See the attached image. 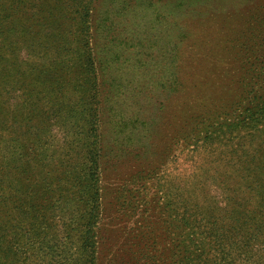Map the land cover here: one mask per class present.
Here are the masks:
<instances>
[{"label": "rangeland", "instance_id": "1", "mask_svg": "<svg viewBox=\"0 0 264 264\" xmlns=\"http://www.w3.org/2000/svg\"><path fill=\"white\" fill-rule=\"evenodd\" d=\"M12 7L0 6V121L7 122L0 130L7 140L16 126L17 140L33 143L10 159L0 150V264H40L48 252L40 251L42 243L55 246L54 256L64 243H79V222H69L66 232L59 225L65 234L54 238L41 227L38 239L31 221L39 223L20 210L39 202L25 197V186L86 180L78 157L95 135L97 264H172V210H222V232L238 241L237 264H264V192L236 205L224 190L253 173L237 176L231 167L227 179L217 172L218 162L242 145L260 151L256 165L264 168V128L241 123L264 86V0H44L15 23L8 13L23 6ZM55 68L75 74L60 101L44 99L37 122L49 128L35 137L26 122L39 96L32 81L41 83ZM22 83L37 91L28 95ZM207 185L214 203L201 206ZM73 186L51 193L71 201L57 206L61 221L72 211L76 220L85 217L90 207L81 194L71 197ZM143 233L146 245L134 239ZM51 258L46 264H55Z\"/></svg>", "mask_w": 264, "mask_h": 264}, {"label": "trees", "instance_id": "2", "mask_svg": "<svg viewBox=\"0 0 264 264\" xmlns=\"http://www.w3.org/2000/svg\"><path fill=\"white\" fill-rule=\"evenodd\" d=\"M39 1L43 2L44 0ZM39 1L0 0V6H13L12 8H21L23 6L22 9L17 13L11 11L8 14L12 17L14 23L19 19H22V21L25 22L28 19L30 10L34 9V6H37ZM70 6L72 8L78 7V9L80 8L79 10L81 14L85 13L86 15H89V9L87 7L86 9L82 8L80 4L76 3V1L70 2ZM25 27L26 26L23 25V29ZM81 39L85 38L82 37ZM23 46L27 49L29 48V43L25 42ZM88 64L89 62H87L86 65ZM78 67L79 71L86 70L83 64ZM73 69L69 70L68 72V70L62 71L55 68L54 72H50V75H48V79L43 78V81L41 83L38 81H32L33 85L39 89L37 92L39 96L37 98L35 109L29 116V118H27L26 122L27 126H29L30 132L34 133L35 137H43L42 133L46 128H49L44 127L41 123L37 122L41 119V115L43 114L44 109L48 103L46 100H50L52 99V97L57 96V99L60 101L63 95H65V93L67 92L66 90L67 88H69L68 86L72 83V81L69 80H71V77L75 74ZM36 88L28 90V88H26L22 83L20 84L19 90H24L28 95H31L37 91ZM247 107L249 108H247L246 110L244 109L241 113V116H244L241 123L252 126V128L257 131L261 128H264V86L259 88V91L255 92V94L253 95V100H250V102L247 104ZM85 122L88 125L90 123V120H86ZM6 124L7 122L2 124V122L0 121L1 127H4V125ZM19 129L20 128H16V126L8 129L7 140L3 134L5 132H3V130H0V150L5 148L8 159H10L11 157L13 158V155L16 153L27 150V148L33 143L31 139H26L24 140L23 144H21L17 140V137L20 135ZM83 134L84 133L82 132L80 134H77V136L80 137ZM93 138L94 139L92 144L88 146L87 150L84 153L80 152V157H78V160L82 161V164H86V168L89 172V176L86 178V180L77 181L73 179L69 182H66L65 184L61 183L60 181L51 182L49 180L47 182H42L41 185L37 183L33 188H31L30 186H25L27 189L26 192H24L25 197L35 198L39 201L38 203H34L31 206L32 210H20L27 213L28 216L26 217L30 221L32 219H35V223H39L38 226L31 221L34 237L37 236V238L39 239V235L42 233L39 232V229L41 227H47L48 236H51L50 238L58 237L62 234H65L64 232L67 231L69 222H79L77 235L75 236L78 239L79 243L70 241V248L68 247L67 243H64L65 250L61 256L52 255L55 246H46L44 243H42L40 251L46 249L48 252H42L44 259L40 262V264H46L50 257H53L51 258V262L56 260V262H54L55 264L98 263L96 254L98 235L96 227L100 216V210L99 202L96 199L97 197H99V194L96 189H94V184H96V182L98 181V158L95 150L98 139L96 135ZM52 140L53 138L48 136V138H46V140L44 141V145L50 147V142H52ZM79 141L81 142L83 141V139H80ZM84 142H82L81 145ZM214 144L217 145V143ZM225 147L228 146L225 145ZM8 148L10 149L8 150ZM213 148L216 149V146H213ZM70 153L73 152H68V154ZM259 153L260 151L252 147L251 145L248 147L242 145L239 150L235 148L232 153L226 156V162H218L219 165L217 167V172L220 174L225 172L227 179H230V177L227 175V170L231 167H233L234 173H236L237 176L243 174L244 172L253 173L252 178L240 181L238 185L233 187L234 189L224 190L225 193L233 194V196L228 195L230 197L228 198V200L231 202H235L236 205L240 204L239 201L243 196H251L252 193L254 195H259L264 192V168H258V166L256 165V160ZM1 160L2 158L0 157V161ZM17 169L19 168L15 167L13 168V171H16ZM19 174L22 175L23 173L20 172ZM5 181L6 179H4L3 181L4 184ZM261 183H263V185H261ZM77 184H80L82 186L81 192L78 191V187L73 186ZM69 185L73 186L72 188H70L71 197L76 198L77 195L81 194V199L86 200L87 204L89 202L90 207L86 211L85 217L76 220V218H74L76 217V215L72 211L71 214H68V216H66V218L61 221V218L56 213V208L59 204L62 203L70 205L71 201L69 199L65 200V198L59 194H55L56 196H52L51 193H62L64 191V188H69ZM93 190L95 192H93ZM201 190L203 192L199 193L201 195L198 199V202L201 204V206H209L213 204L214 199L209 193L208 185L204 186ZM15 191L18 194L21 193V190L18 186H15ZM175 191L179 190L172 185L173 196H176ZM255 191L259 192L254 193ZM30 192L34 194L29 195ZM76 210H78V208ZM41 211H47L48 215L45 217L36 216ZM261 211L262 210H260V212ZM234 212L239 213V210H235ZM199 213L200 210H172V264H237L236 255L234 253V247L238 243L237 238L233 234L229 236L227 235V233L224 234L220 228V224L225 223V213H222V210H203L201 214ZM30 214L33 215L31 219L29 217ZM242 214V212L239 213V215ZM252 221L256 225H258V220H255V218H253ZM59 225H62V229L64 232L58 228ZM229 232L231 231L229 230ZM146 234L147 233H143L135 236L134 239L140 241L142 240L143 245H146ZM258 235L259 231H256L251 239L257 240ZM69 237L70 236H66V239ZM144 237L146 240L143 239ZM245 239H249L248 236ZM153 245L154 242H152L151 246ZM143 250L144 249H139L137 253H142ZM138 261L140 262V258ZM248 261L249 260L245 261L246 264Z\"/></svg>", "mask_w": 264, "mask_h": 264}]
</instances>
